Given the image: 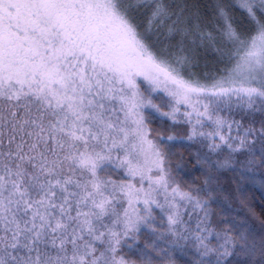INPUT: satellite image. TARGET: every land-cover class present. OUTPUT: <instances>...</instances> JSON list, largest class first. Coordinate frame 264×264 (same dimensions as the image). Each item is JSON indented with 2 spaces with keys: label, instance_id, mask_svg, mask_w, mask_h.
<instances>
[{
  "label": "snow or ice",
  "instance_id": "6c2138e0",
  "mask_svg": "<svg viewBox=\"0 0 264 264\" xmlns=\"http://www.w3.org/2000/svg\"><path fill=\"white\" fill-rule=\"evenodd\" d=\"M222 169L264 191V0H0V264H264Z\"/></svg>",
  "mask_w": 264,
  "mask_h": 264
},
{
  "label": "trees",
  "instance_id": "16d2710c",
  "mask_svg": "<svg viewBox=\"0 0 264 264\" xmlns=\"http://www.w3.org/2000/svg\"><path fill=\"white\" fill-rule=\"evenodd\" d=\"M211 2V0H201V3L207 4ZM210 11L208 15H210ZM236 17L237 23L239 24L241 21V15L239 11L234 13ZM196 54L199 57L201 66L204 65L205 61L209 62V67H211L215 63V53L212 51H205L203 48H197ZM218 67H223V65H218ZM160 95H163L162 93ZM150 127L156 130H164L171 125L170 121L162 118L156 113L150 114L149 119ZM177 136L184 135L183 126L177 125L175 126L174 133ZM167 135V133H165ZM188 141H177L176 146L172 149V165L176 166L177 163L180 162L181 156L183 157V166L185 170L180 174L179 178L184 182H193L196 185H200L203 182V170L196 164L195 158L190 151L185 150L184 145H187ZM196 145H192L193 150ZM237 169H239L240 165H236ZM220 179V185L224 190L230 193V205L231 207L227 209L231 216H235L237 221H241L247 219L249 223L256 225L259 228V220L254 219L251 214L248 213L247 209L243 207L240 203L241 200H247L254 205H264V200H261V196H264V191H258L257 187H254L251 184H248L245 181H240L239 176L234 177L233 172L231 170H220L218 173ZM237 181L240 182V187L238 190ZM221 203H224L221 200ZM227 207V205H225ZM256 213L260 216L261 219H264V215L260 213V208H256ZM146 231V230H144ZM147 236L141 235L139 242L133 245V249L127 250L128 255L127 259L131 261H135V264H141L140 256L141 252L139 250L148 251L144 248L145 241ZM154 260L157 264H161L160 258L155 256V253L152 254ZM170 260L175 262V264H184L185 260H189L188 256L181 255L178 252L169 253Z\"/></svg>",
  "mask_w": 264,
  "mask_h": 264
}]
</instances>
